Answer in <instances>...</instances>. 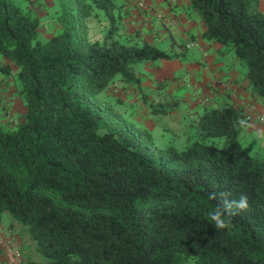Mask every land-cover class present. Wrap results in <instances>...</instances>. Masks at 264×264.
Returning a JSON list of instances; mask_svg holds the SVG:
<instances>
[{"label":"trees","instance_id":"1","mask_svg":"<svg viewBox=\"0 0 264 264\" xmlns=\"http://www.w3.org/2000/svg\"><path fill=\"white\" fill-rule=\"evenodd\" d=\"M54 2V31L41 41L39 15L0 0V56L18 67L25 109L17 122L0 103V221L8 213L23 227L37 257L30 264H264V152L240 143L244 109L224 96L203 110L181 150H157L149 130L100 95L116 81L140 90L137 64L176 55L120 40L118 0ZM188 2L202 37L232 50L250 93L264 100L260 0ZM97 11L110 27L91 40L86 20ZM1 70L9 75V65ZM142 100L163 116L176 105ZM214 192L248 196L230 228L208 216L221 203L208 199Z\"/></svg>","mask_w":264,"mask_h":264},{"label":"crops","instance_id":"2","mask_svg":"<svg viewBox=\"0 0 264 264\" xmlns=\"http://www.w3.org/2000/svg\"><path fill=\"white\" fill-rule=\"evenodd\" d=\"M137 1L139 0H118V3L123 6L119 33L139 43L147 42L176 57L169 61L141 63L140 69L136 66L140 79V90H135L136 93H153L155 99L150 95L148 99L153 103L156 100L159 104H156L157 106H161V103L167 104V100L173 99L171 103L176 102V105L171 112L177 110L181 99L186 101L182 103H188L189 107L195 110L203 100H207L206 104H208L213 98L210 104L220 103L224 93L231 96L235 107L245 109L247 104L252 103L256 105L258 111L264 112V101L254 98L250 93L251 88L246 78L247 70L245 74L238 72L234 62L231 65L225 60L228 54L227 48L206 41L202 37L203 23L199 16L189 8L188 0H143L147 8L143 12L137 10ZM260 10L264 13V0H260ZM169 21H174V24L171 25ZM88 28L90 37L92 28L90 26ZM51 29L50 35L54 31L53 26ZM93 35L96 38H103V34L99 31ZM191 42H197L199 46L185 48V45ZM4 65H9L10 72L7 77L1 70V66ZM17 73L18 67L2 58L0 91H3L0 98L2 96L7 98L10 118L20 122L21 116H17V113L23 107V103L16 96V87L10 84ZM164 81H166L164 84H160ZM227 83L235 90V94L230 95L225 92L224 86ZM6 88L9 89L7 92ZM253 99L257 100L258 104ZM5 121L7 118L4 116V111L0 110V123L5 125ZM242 134L254 135V138L261 142V139L264 140V126L249 124L240 133ZM18 242L20 244V241ZM22 254L26 262L29 253L23 248ZM0 264H5L1 255Z\"/></svg>","mask_w":264,"mask_h":264},{"label":"rangeland","instance_id":"3","mask_svg":"<svg viewBox=\"0 0 264 264\" xmlns=\"http://www.w3.org/2000/svg\"><path fill=\"white\" fill-rule=\"evenodd\" d=\"M14 1L18 5H20L22 8H25L27 6L31 7L39 15L40 19L43 21V25L39 29L40 34L38 37H39V40L41 41L47 40L51 36L50 32L52 29L49 23V19L55 7L54 0H30V2L27 0L25 1L14 0ZM86 23H87V26H90L92 28L91 33H90L91 40L102 39V38L94 37L93 34L99 31L104 36L106 31L109 30V27H110L109 21L106 19L104 14L100 11H97L96 15H93L92 17L87 19ZM119 38L120 40H124V38L126 37L121 35V37ZM227 53L228 54H226L225 60L231 65L234 62L235 69L238 72H242L241 74H245L246 66L244 65V63L241 62L238 58H236V56L234 55L231 49H228ZM1 61H2V57L0 56V62ZM140 65L141 63L137 64V67L139 66V69L141 68ZM165 82L166 81L160 84H164ZM10 84L11 86H14V88L16 85H18L17 76L13 78V81L11 80ZM8 88H6L5 90L6 92L10 89ZM135 90L137 91L136 86H127V88H124L119 82L116 81L114 84H112V86L106 92L100 95V98L106 99L110 103L114 104L115 107H117L123 113L124 117L127 118L128 120L130 121L133 120L136 123H138L140 126H142L143 128L149 130L153 135L152 137H153L154 146L157 150L164 148L166 146H175L177 149L181 150L185 146V142L187 140L188 134L192 133L195 130L196 125H197L196 123L198 122V119L200 115L202 114L203 110L205 108L218 104L215 102L213 104H210V102L211 103L213 102V98H212L208 104H206L207 100L205 102L201 101L197 105L195 110H192L189 107V104L182 103L186 101L181 99L180 106L177 108V110L173 112L170 111L165 116H163L162 114L160 115L159 113L153 114L149 108H144L145 103H143L142 94H140V92L139 94L136 93ZM2 91H0V94L2 93ZM224 94H222L223 99L225 96V99L227 98L230 101H232L231 96L227 94L224 95ZM146 95L147 96L150 95L151 97L154 96L153 93H147ZM153 99L155 98L153 97ZM173 101H174L173 99H170V100H167L166 102L167 104L164 103L165 104L164 105L161 103L160 105L165 107L166 105H168L169 103ZM253 101L258 104L257 100L253 99ZM233 103L235 102L233 101ZM153 104L154 105L157 104L156 100H155V103ZM157 105L156 107L159 108L160 106H157ZM0 110H3V107L1 105H0ZM22 113L23 115L25 113L24 106L18 111L17 116L22 117L23 116ZM5 115H6V112H4V116ZM6 123L7 121H5V124ZM248 126H246L244 129H246ZM239 138H240L239 140H240V143L243 149L247 153L253 155L256 153L264 152V140L263 139H261V142H262L261 143L260 141L254 138V135L247 136L246 134L240 135ZM0 225L2 227V230L9 233L10 236H12V238L18 243V246L20 245L19 248L22 252L24 248L29 253V256L25 262L26 264H30L31 261L37 260V257L34 253L33 244L31 240L29 239L27 233L24 231L23 227L20 226L19 224L17 223H15L14 225L12 224L10 215L8 213L2 214ZM10 225H11V228H10ZM18 241H20V244Z\"/></svg>","mask_w":264,"mask_h":264},{"label":"built area","instance_id":"4","mask_svg":"<svg viewBox=\"0 0 264 264\" xmlns=\"http://www.w3.org/2000/svg\"><path fill=\"white\" fill-rule=\"evenodd\" d=\"M136 8L138 11L143 12L147 10L146 4L143 0H139L136 3ZM171 25L174 24V21H169ZM197 42H191L185 45V48L198 47ZM225 92L230 95L235 94V90L231 87L229 83L224 86ZM0 103L3 107L8 109L9 101L5 97L0 98ZM206 100H203L205 102ZM245 120L249 124H257L264 126V112L258 111L256 106L252 103L247 104L245 107ZM0 255L2 256L5 264H26L23 259L22 251L20 250L18 243L10 236L9 233L2 230L0 225Z\"/></svg>","mask_w":264,"mask_h":264},{"label":"clouds","instance_id":"5","mask_svg":"<svg viewBox=\"0 0 264 264\" xmlns=\"http://www.w3.org/2000/svg\"><path fill=\"white\" fill-rule=\"evenodd\" d=\"M221 198V203L217 204L214 209L208 213L210 220L216 229H227L231 227L232 218L241 211H247L249 208L248 196L240 194L238 199H228L231 195L229 192L210 193L209 200Z\"/></svg>","mask_w":264,"mask_h":264}]
</instances>
